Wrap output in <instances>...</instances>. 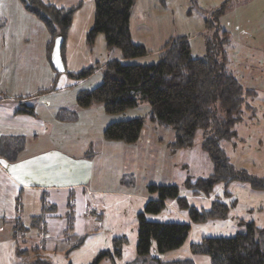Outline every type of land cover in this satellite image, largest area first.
Instances as JSON below:
<instances>
[{
	"label": "trees",
	"instance_id": "16d2710c",
	"mask_svg": "<svg viewBox=\"0 0 264 264\" xmlns=\"http://www.w3.org/2000/svg\"><path fill=\"white\" fill-rule=\"evenodd\" d=\"M166 1L160 0L164 4ZM20 2L45 25L49 34L47 55L50 61L56 38L63 37L61 53L66 64L67 38L81 4L66 8L44 0ZM135 2L95 0V20L87 32V43L93 47L97 36L103 34L109 48L120 50L121 59L110 60L105 65L95 63L77 72L65 71L71 78L83 80L102 69V81L98 85L77 92L78 106L86 108L100 103L107 114H118L146 101L150 109L145 116L112 121L104 129L105 140L134 144L139 140L145 122L149 120L174 131L175 140L170 148L177 151L192 147L197 132L202 130L201 146L210 155L214 170L208 177L196 180L188 178L186 187L194 193L208 194L218 183L229 185L237 180L264 192V177L235 167L223 146L224 141L235 144L234 139L238 136L236 125L246 116H253L256 110L249 99L256 94L255 90L247 89L229 65L228 47L231 40L220 20L231 0H225L214 11L211 19H206L208 32L205 55L194 56L190 40L185 36H175L165 44L158 61L154 63L132 61L149 54L144 45L133 41L131 15ZM6 24L7 19L0 17V29ZM52 88H55V84ZM17 112L36 115L35 105L21 104ZM57 117L61 121L71 122L78 120L79 115L75 110L61 108ZM25 144L24 136H3L0 140V155L10 162L16 161ZM148 189L150 196L154 197L148 200L145 211L138 215L137 257L123 264H195L190 257L169 262L149 258L152 242L159 253L179 248L189 238L191 222L227 218L229 205L216 199L209 209H199L181 196L178 186L173 184H150ZM172 200H176L179 207L186 210L189 222L147 219L146 213H159ZM72 202H69L70 211L74 207ZM41 205L40 214L32 216V227L38 225L43 231L45 217L55 212L57 206L47 199L46 194L41 197ZM70 223L69 227H72V221ZM14 229L16 253L21 259L19 264H56L42 253L43 238L35 246H19L20 239L30 229L21 219L16 221ZM84 238L72 244L67 253L81 245ZM119 239L122 240L118 242ZM124 241L126 238H116L112 250L100 251L90 264H99L104 258L118 264L117 259L123 255L121 243ZM190 247L193 254L208 255L211 264H264V227L257 226L253 221L248 222L245 229L234 236L205 237L200 242H192Z\"/></svg>",
	"mask_w": 264,
	"mask_h": 264
},
{
	"label": "crops",
	"instance_id": "0c3cea01",
	"mask_svg": "<svg viewBox=\"0 0 264 264\" xmlns=\"http://www.w3.org/2000/svg\"><path fill=\"white\" fill-rule=\"evenodd\" d=\"M1 1L0 17L6 18L7 24L0 29V140L3 136H24L26 144L16 161L10 162L0 155V264H19L21 259L17 256L14 238V225L21 219L18 212L25 206L24 196L28 197V201L32 200L33 206L39 207L41 212L43 194L57 206V210L44 219L41 241L42 253L55 262L58 253L65 255L72 244L86 236L85 224L77 230L73 228V238L65 233L66 230L70 232L71 219L66 218L70 212V200H73V206H77L79 216L86 218L95 207L104 204V197H143L145 200L154 196L136 193L131 168L117 171L118 182L115 186L111 185L112 189H109L110 182H107L109 185L104 182L108 179L104 176L108 169L105 164L116 160L120 164V159H124L130 166L139 153L135 149L139 148L140 138L134 144L102 140L105 138H101L100 133L103 134L110 121L105 116L108 114L103 105L78 106L77 92L95 87L87 85V81L101 73L102 69L83 80H75L68 73L62 76L48 58L49 34L45 25L29 13L20 0H8V5L6 0ZM44 1L66 8L81 4L67 38L65 65L68 72L121 59L120 50L109 48L103 34L97 36L93 47L87 43V32L95 20V0ZM87 3L90 7L84 10ZM193 3L195 5L192 6ZM216 9L198 8L194 0H167L165 4L160 0H136L131 15L132 37L135 43L144 45L149 54L132 61L157 62L165 44L175 36H185L190 40L194 56L205 55L206 19ZM76 25L78 30H74ZM153 55L155 58H150ZM36 60L41 62L43 70H27L30 62L37 64ZM250 76L253 77V74ZM62 77H65L64 85H59ZM72 79L75 82H71ZM53 84L55 88H52ZM21 104L35 105L36 115L17 112ZM61 108L77 111L78 120H59L57 116ZM95 142H98L97 152L90 151ZM96 165L100 171L95 174ZM92 184L95 187H91ZM77 189L81 193L75 196ZM95 195L101 196L100 200ZM82 220L79 219L78 223ZM188 249L185 251L188 258L197 264L198 255ZM110 264H113L112 261Z\"/></svg>",
	"mask_w": 264,
	"mask_h": 264
},
{
	"label": "rangeland",
	"instance_id": "374dc122",
	"mask_svg": "<svg viewBox=\"0 0 264 264\" xmlns=\"http://www.w3.org/2000/svg\"><path fill=\"white\" fill-rule=\"evenodd\" d=\"M194 1L197 2L198 8L201 6L208 11H211L212 7L218 8L223 3V0ZM0 2L2 3L1 0ZM5 3L8 5V0ZM193 5L195 4L193 3ZM89 7L90 5L87 3L84 10ZM213 14L214 11L209 15V19ZM221 23L222 28L228 31L231 40L228 47L229 65L243 85L247 89L255 90L256 93L249 98L253 102L252 105L256 107L255 114L246 116L241 123L236 125L238 136L234 139L235 144L224 141L223 146L235 167L245 169L250 174L264 177V0H232L229 2L225 14L221 17ZM74 30H78L77 25ZM222 30H220V33L223 35ZM194 53L196 55L198 53L196 48ZM243 55H245L244 59H242ZM150 58L155 57L153 55ZM36 62V65L34 62H30L27 70L31 72L42 71L41 62L38 60ZM65 73L60 72L62 76H65ZM250 73L253 74V77L250 76ZM62 78L59 85H64L63 80L65 77ZM101 81L102 72L87 81V85L96 86ZM71 82H75V80L72 79ZM69 92H67V96ZM149 109V103L141 101L139 106L135 108L105 116L110 118V124L112 121L145 116ZM202 134V130L197 132L192 147L181 148L174 153L170 148V142L174 141L175 138L174 131L171 128L161 127L147 120L139 137V148L135 149V152L139 153L135 155V159L130 166L124 162V159H120L122 160L120 164L116 163L117 160L105 164L106 169H108L104 176L108 179H104L106 180L104 182H110V185L107 183L109 189H112L118 182L117 171L131 168L135 176L134 188L137 190V194L150 196L148 189L150 184H173L178 186L181 196L186 197L191 205L199 209H209L216 199H220L229 205L227 218L210 219L197 223L191 222L189 238L179 248L159 253L153 241L148 255L149 258H159L168 262L186 259L189 255L185 251L187 247L191 251L190 245L192 242H200L205 237L234 236L238 231L245 229L246 223L252 221L257 226L264 227V192L253 189L249 183L235 180L226 185L221 182L215 185L208 194L194 193L186 187L185 182L188 178L196 180L200 177H208L214 170L210 155L201 146ZM100 137H104L102 132ZM92 146L93 148L90 151L97 149L98 142H95ZM99 171L100 167H95V174ZM91 187L95 186L92 184ZM74 193L75 196L80 194V189L75 190ZM95 197L100 200L101 196L95 195ZM24 199L25 206L19 210L18 215L21 221L30 229L26 231L24 238L20 239L19 246L32 247L37 245L43 238L41 228L38 225L32 227V215L40 214V209L39 207L35 208L32 200L28 201L27 196H24ZM103 200L104 204L95 207L94 212L86 218L79 216L77 206L74 205V211H70L69 216L68 214L66 216L67 219H71L73 224L72 227H69L70 232L66 230L65 233L69 238H73V228L77 230V227L85 224L86 236L82 244L69 253L65 255L58 253L54 263L90 264L100 251L112 250L116 238H126V241L121 243L123 255L117 259L118 264L125 263L127 260L132 261L137 257L138 215L145 211L149 198L144 200L143 197L137 199L135 197L124 198L111 195L104 197ZM62 208L61 205L60 210ZM146 217L148 220L159 222H189L186 210L181 209L176 200L169 201L166 208L159 213H146ZM79 219L83 220L78 223ZM121 240L119 239L118 242ZM196 255H198L196 256L198 259L197 264H211L208 255ZM110 262V259L104 258L99 264H110Z\"/></svg>",
	"mask_w": 264,
	"mask_h": 264
},
{
	"label": "water",
	"instance_id": "95a60500",
	"mask_svg": "<svg viewBox=\"0 0 264 264\" xmlns=\"http://www.w3.org/2000/svg\"><path fill=\"white\" fill-rule=\"evenodd\" d=\"M63 44V37L59 36L55 40V44L51 54V63L57 72H65L66 65L62 58L61 48Z\"/></svg>",
	"mask_w": 264,
	"mask_h": 264
}]
</instances>
